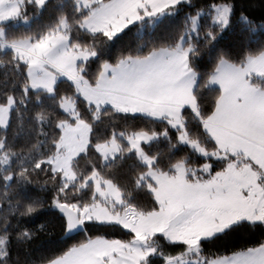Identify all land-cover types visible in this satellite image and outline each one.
<instances>
[{
	"label": "snow or ice",
	"instance_id": "1",
	"mask_svg": "<svg viewBox=\"0 0 264 264\" xmlns=\"http://www.w3.org/2000/svg\"><path fill=\"white\" fill-rule=\"evenodd\" d=\"M0 68V264H264V0H0Z\"/></svg>",
	"mask_w": 264,
	"mask_h": 264
},
{
	"label": "trees",
	"instance_id": "2",
	"mask_svg": "<svg viewBox=\"0 0 264 264\" xmlns=\"http://www.w3.org/2000/svg\"><path fill=\"white\" fill-rule=\"evenodd\" d=\"M52 2L55 3V0H52ZM205 2L206 0H194L195 4H203ZM258 2L259 0H257V3ZM192 10L193 9L185 8L174 18L172 23H170L169 25L165 27L156 29L155 32H152V30L149 29V30H145L144 33L141 34L137 31L136 27L130 26L131 31L126 29L124 33H121L120 34L121 39L119 40L118 43H116L115 47L111 48L113 57L118 55L121 51L134 50L138 45L150 39L155 40L157 42L167 39L170 34H174L182 26L185 13L188 11H192ZM31 12H32V8L31 6H29L30 15H31ZM254 15L259 17V9L255 10ZM53 17H54V12L52 9H49V11L46 12L44 15L39 16L38 18L32 21L33 28H35L37 24H46L50 22ZM17 31L23 32L25 31V29L23 27H20L19 29H17ZM237 37H238V33H231L225 37V40L221 44V47L233 57L238 56L242 52L243 48L246 47V41L240 40ZM111 43L112 42H109L110 45ZM202 63L204 65L202 70H210V64L208 63L206 56L204 57ZM94 67L95 66H93V68ZM3 71L4 70L0 68V78H2L3 76ZM60 88H61V91H64L68 88V84L62 83L60 85ZM118 123H122V122H118ZM136 123L138 125H143V122L141 121H137ZM192 127L195 128V125H192ZM129 163L131 162L129 161ZM126 171L127 169L125 168L123 171L117 173V179L121 183L124 182V173ZM31 191L33 195H41V196L47 195L46 193L38 192L35 189H32ZM43 222H44L43 219L37 220L35 221L34 224L30 226H36ZM95 234H107L110 237L115 236L117 238H119L120 236V233H114L111 231H108V232L102 231V232H98ZM61 235L62 234L59 231V229H56V231L51 235V237L42 236L41 240H43L44 243H41V241L38 240L37 243L33 246V252H32L33 258L39 259L41 256L50 255L54 251H56L57 249L52 248L51 246L47 245L46 242L49 239L60 240ZM82 238H83L82 235H75L73 236L71 240H68L67 243L70 245L72 243L78 242ZM260 238H261L260 229H256L253 232L245 231V232L240 233L237 236L228 238V240L226 241H218L215 244L207 245L206 251L210 250L214 252L226 253V252H230L231 250H239L242 246L251 245L255 243L257 240H259ZM64 239H67V238H64Z\"/></svg>",
	"mask_w": 264,
	"mask_h": 264
}]
</instances>
